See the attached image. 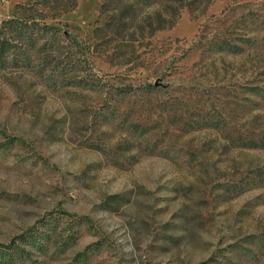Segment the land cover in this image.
I'll use <instances>...</instances> for the list:
<instances>
[{
	"label": "rangeland",
	"instance_id": "1",
	"mask_svg": "<svg viewBox=\"0 0 264 264\" xmlns=\"http://www.w3.org/2000/svg\"><path fill=\"white\" fill-rule=\"evenodd\" d=\"M33 1L0 0L47 27L0 59V264H264V0Z\"/></svg>",
	"mask_w": 264,
	"mask_h": 264
},
{
	"label": "trees",
	"instance_id": "2",
	"mask_svg": "<svg viewBox=\"0 0 264 264\" xmlns=\"http://www.w3.org/2000/svg\"><path fill=\"white\" fill-rule=\"evenodd\" d=\"M58 3H57V2ZM60 0H54L56 4L58 5V8H61L64 12H70L77 6L78 0H67V4L60 3ZM42 0L33 1L30 4H26L24 6H18V12H32L41 10L43 12V15L37 14V17H41L40 20H45V10L46 8H50L52 4V0H44L43 3H41ZM37 19H34L33 17H18L17 20H10L8 22H4L3 25L0 27V59L3 60L4 63L7 62V64H11L13 66H17L18 61L22 60L23 62H26V59L24 58V54L21 51L20 44L27 43V45L30 44V46H36L38 39H36V36L40 32H46L47 27L45 25L37 23ZM35 23V24H34ZM37 41V42H35ZM18 48L20 49L19 51ZM44 49V47H41ZM37 49V47L35 48ZM42 49V50H43ZM221 52H234L233 49L230 47H220ZM21 52V53H18Z\"/></svg>",
	"mask_w": 264,
	"mask_h": 264
}]
</instances>
